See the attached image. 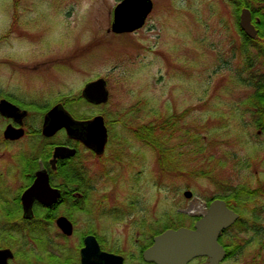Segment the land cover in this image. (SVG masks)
I'll use <instances>...</instances> for the list:
<instances>
[{
	"label": "rangeland",
	"instance_id": "obj_1",
	"mask_svg": "<svg viewBox=\"0 0 264 264\" xmlns=\"http://www.w3.org/2000/svg\"><path fill=\"white\" fill-rule=\"evenodd\" d=\"M119 1L0 0V98L9 94L23 106L32 105L35 123H41L46 107L77 98L68 106L76 118L99 112L111 129L105 153L110 160L91 167L96 207L71 217L77 237L90 227L106 230L113 219L121 220V229L115 230L123 237L145 217L159 220V226L175 209L198 214L231 183L247 179L251 189L264 185V179L258 180L264 177V130L246 106L254 88L248 84L244 34L233 4L153 0L141 29L115 34L112 21ZM98 77L107 81V104L79 100L84 85ZM160 114L201 132L206 155L186 158L185 151L199 150L198 144L187 143L180 147L177 170L162 168L157 153L131 130L137 127L132 124L154 121ZM24 144L27 150L31 146ZM213 163L225 165L212 172ZM202 171L211 176H201ZM186 189L193 192L189 198ZM255 199L260 223L240 236L242 243L251 234L264 238V196ZM105 205L112 212L99 210ZM261 243L264 257V239Z\"/></svg>",
	"mask_w": 264,
	"mask_h": 264
},
{
	"label": "flooded vegetation",
	"instance_id": "obj_2",
	"mask_svg": "<svg viewBox=\"0 0 264 264\" xmlns=\"http://www.w3.org/2000/svg\"><path fill=\"white\" fill-rule=\"evenodd\" d=\"M13 97L6 94L1 98L16 104L20 107V112L27 110V114L21 118L16 114L0 113V119L3 121L0 125V264H5L6 257L8 264L119 263L115 258L107 259L104 253L122 256L123 264H157L144 257V251L153 244L157 234L166 228L195 227L199 216L197 218V215L179 208L176 212L183 213L188 219L177 218L180 216L177 213L165 214L164 222H167L170 215L175 219H172V224L168 223L169 226L158 232L156 227H160L163 223L157 226L159 220L145 217L144 220L134 222L133 230L128 231V235H124L127 238L122 237L115 230L121 229L120 219H113V226H107L106 230H92L90 227L88 231H83L77 237L74 236L75 228L74 233L68 235V221H66L68 214L72 216L74 211L91 213L96 207L90 203L93 194H88L90 189H95V181L91 184L87 181L91 176V167L102 160H110L105 158L111 143L110 128L107 126L108 139L105 151L99 154L94 147L84 141L83 127L74 136L68 134V124L52 134L44 132L46 114L55 104L44 111L41 123H35L32 122L34 120H30L32 105L28 104V107H24ZM65 110L68 112V103L65 104ZM13 127L16 131L11 129ZM18 129L21 132H18ZM25 142L31 145L28 150L24 148ZM60 146L66 148L65 155H56V149ZM68 147L75 149L76 153L68 156ZM117 149L116 146L112 148L113 157ZM75 177L81 179L82 189L75 187L73 182ZM40 178L43 182L39 185L45 187L42 190L35 188L34 190L37 191L33 195H43V197L24 201L25 192ZM52 199L53 202H47ZM106 207L108 205L98 209L104 211ZM254 207L255 204L247 203L246 217L237 220L220 233L219 241L224 246L226 254L219 264H264L262 234H251L245 243L239 240L240 236L250 234L249 228L253 223H260L256 220ZM233 209L240 214L239 210L234 207ZM107 210L112 212L109 207ZM113 217L115 218L114 214ZM95 222L99 224V221ZM88 236H95L97 245L95 243L88 245L86 242ZM84 248L87 250L86 255L81 253ZM8 251L12 256H8ZM73 253L76 254V258ZM210 263L208 256H196L188 262V264Z\"/></svg>",
	"mask_w": 264,
	"mask_h": 264
},
{
	"label": "water",
	"instance_id": "obj_3",
	"mask_svg": "<svg viewBox=\"0 0 264 264\" xmlns=\"http://www.w3.org/2000/svg\"><path fill=\"white\" fill-rule=\"evenodd\" d=\"M153 8L152 0H122L114 9V20L112 23V30L115 32L133 31L140 28L144 23ZM253 15L248 7H243L240 12V25L244 32L251 38L258 36V30L252 22ZM106 80L101 77L88 82L82 90L83 96L91 102L103 103L107 102L109 98V91L106 87ZM20 107L10 102L7 99L0 100V112L2 114H11L23 117L27 114V110L20 112ZM68 124V133L72 136L76 135L80 128L84 130V141L87 145L95 148L96 152L101 154L104 151L107 141V127L105 125L104 117L96 115L89 120H77L69 112H67L62 104H57L51 108L45 118L44 132L47 134L54 133L57 129L62 128ZM14 131H16L13 128ZM10 130V131H13ZM18 132H21L18 129ZM65 147H58L56 155H65ZM75 149L68 147V156L74 155ZM42 179L37 180L36 183L23 195L24 201L26 199H33L34 197H43V195H36L39 188L44 189ZM37 190H34V189ZM43 194V193H42ZM187 197L192 196L190 190L185 191ZM47 201L48 203L53 202ZM239 217L238 213L228 207L225 200L217 198L211 201L206 215L201 217L194 229L187 227H180L178 229H167L158 234L154 243L144 251L146 260L154 261L157 264H188V262L200 255H207L210 257V264H219L220 260L225 255V249L218 241L220 232L232 225ZM65 219V218H63ZM73 231V224L68 219V234ZM90 237V238H89ZM86 239L87 244L95 243L91 241L94 236H89ZM85 250L83 254L85 255ZM8 256L12 253L8 251ZM109 259H116L118 264H122V256L112 254H104ZM115 261V260H114ZM8 264L7 257L4 260Z\"/></svg>",
	"mask_w": 264,
	"mask_h": 264
},
{
	"label": "trees",
	"instance_id": "obj_4",
	"mask_svg": "<svg viewBox=\"0 0 264 264\" xmlns=\"http://www.w3.org/2000/svg\"><path fill=\"white\" fill-rule=\"evenodd\" d=\"M231 4H233L234 7L233 14L237 22V27L239 31L244 34L243 38L245 41L246 50L244 51V49H241V51L243 52V54H245V52L247 54L249 66L248 71L250 72L249 76L250 80H253L249 81L248 84L254 88V93L246 100V106L252 113V115L254 114L256 116L255 124L261 126L264 130V73L262 72V70L264 69V0H235L231 2ZM243 6H247L252 10L254 23L259 31V39H251L247 37L240 27L239 12ZM252 51L254 52V54ZM76 99H68V106H71L73 102H76ZM79 100H84L82 95L79 96ZM20 104L26 105L22 103ZM164 114H160L159 117H157V119L154 121L142 124H132L137 127L131 126V130L133 131L134 135L137 138L141 139L142 142L150 146L157 153L158 163H160L162 168H169V170H171L172 167L175 168V165H177L178 161L182 159V152L180 150V147L187 143L193 145L198 144L199 150H194L193 152L185 151L184 153L187 154L186 158H198L200 153H203V156H205L206 148L203 142L204 137L201 132L195 133L194 131H191V129H189L187 126H182L179 121L177 123L173 119L175 118L174 116L165 117ZM125 123L127 125H131L129 124L131 122ZM184 138H187L185 142L182 141ZM189 153H193L194 155H189ZM208 159L209 161H212L213 157H208ZM206 165H203L202 167ZM224 165L225 164L220 163L214 167L213 163L211 164L213 170L210 168L209 171L213 172L215 170H219L218 168H223ZM178 171H180V169ZM200 175L210 177L211 172L209 173L202 171ZM259 179L262 180L264 179V177L258 178V180ZM80 180L81 179L79 177H75L73 182L75 187L82 189L83 186ZM92 181L93 178L89 176L87 182L91 184ZM251 187L252 186H250L249 183H245V181H238L237 183H231L230 187L226 189L225 193L216 195L214 197L224 198L230 205H235V207L237 205H240L242 207V205L248 203V200L255 193L247 191L248 189H251ZM94 190V188L90 189L88 194H93ZM256 192L264 194V185H260L257 188ZM178 215H180L178 217L179 219H186L183 213L178 212Z\"/></svg>",
	"mask_w": 264,
	"mask_h": 264
},
{
	"label": "bare ground",
	"instance_id": "obj_5",
	"mask_svg": "<svg viewBox=\"0 0 264 264\" xmlns=\"http://www.w3.org/2000/svg\"><path fill=\"white\" fill-rule=\"evenodd\" d=\"M91 241L95 242L94 239H91ZM95 244H96V242H95ZM86 252H87V250H85V255L87 254ZM105 257H106V256H105ZM107 259H109V258H107ZM109 260H110V259H109Z\"/></svg>",
	"mask_w": 264,
	"mask_h": 264
}]
</instances>
